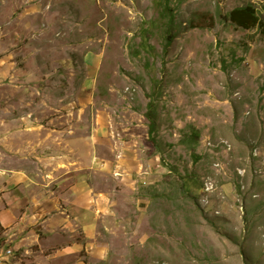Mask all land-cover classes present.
<instances>
[{
    "label": "rangeland",
    "instance_id": "rangeland-1",
    "mask_svg": "<svg viewBox=\"0 0 264 264\" xmlns=\"http://www.w3.org/2000/svg\"><path fill=\"white\" fill-rule=\"evenodd\" d=\"M249 3L264 21V0H0V107L100 128L75 264H264V26L225 17Z\"/></svg>",
    "mask_w": 264,
    "mask_h": 264
},
{
    "label": "crops",
    "instance_id": "crops-1",
    "mask_svg": "<svg viewBox=\"0 0 264 264\" xmlns=\"http://www.w3.org/2000/svg\"><path fill=\"white\" fill-rule=\"evenodd\" d=\"M13 102L0 107V243L13 249L0 248V264H26L28 255L38 264H75L81 244L89 255L95 245L88 204L90 180L107 161L96 151L100 128L79 124L74 102L59 104L49 123Z\"/></svg>",
    "mask_w": 264,
    "mask_h": 264
},
{
    "label": "trees",
    "instance_id": "trees-1",
    "mask_svg": "<svg viewBox=\"0 0 264 264\" xmlns=\"http://www.w3.org/2000/svg\"><path fill=\"white\" fill-rule=\"evenodd\" d=\"M169 3H166L164 5L165 12L169 14V22H174V16L172 14V9L169 7ZM228 20L233 22L234 24L246 28V29H252L255 27L264 26V21L261 20V18L257 15V11L255 6L252 3H249L244 6H236L232 10L229 11V13L225 16ZM175 36L171 31H169V35L167 37L168 41L166 42V47L168 48L169 45H171L172 41H174ZM155 100L152 99L148 103V116L151 119L149 124V135H152L153 133L158 130L157 128V120L154 116V108H155ZM197 136V134H195ZM151 137V136H150Z\"/></svg>",
    "mask_w": 264,
    "mask_h": 264
},
{
    "label": "built area",
    "instance_id": "built-area-1",
    "mask_svg": "<svg viewBox=\"0 0 264 264\" xmlns=\"http://www.w3.org/2000/svg\"><path fill=\"white\" fill-rule=\"evenodd\" d=\"M11 252H12L11 249H7V250H6V253H7V254H10Z\"/></svg>",
    "mask_w": 264,
    "mask_h": 264
}]
</instances>
